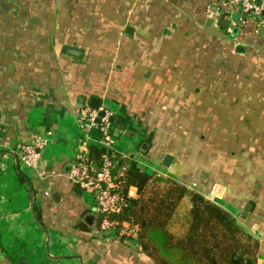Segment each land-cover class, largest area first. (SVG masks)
<instances>
[{
	"label": "crops",
	"instance_id": "obj_1",
	"mask_svg": "<svg viewBox=\"0 0 264 264\" xmlns=\"http://www.w3.org/2000/svg\"><path fill=\"white\" fill-rule=\"evenodd\" d=\"M223 5L0 0V264H155L138 242L104 237L92 196L68 177L92 98L120 117L123 153L232 213L264 264V11L235 19ZM37 139L39 164L24 168Z\"/></svg>",
	"mask_w": 264,
	"mask_h": 264
},
{
	"label": "trees",
	"instance_id": "obj_2",
	"mask_svg": "<svg viewBox=\"0 0 264 264\" xmlns=\"http://www.w3.org/2000/svg\"><path fill=\"white\" fill-rule=\"evenodd\" d=\"M106 151L112 152L94 144L89 157L100 164ZM112 158L120 191L127 194L134 186L138 196L111 218L138 226L137 242L155 264H258V240L232 213L119 152Z\"/></svg>",
	"mask_w": 264,
	"mask_h": 264
},
{
	"label": "built area",
	"instance_id": "obj_3",
	"mask_svg": "<svg viewBox=\"0 0 264 264\" xmlns=\"http://www.w3.org/2000/svg\"><path fill=\"white\" fill-rule=\"evenodd\" d=\"M223 6L229 7L234 14L236 11L249 12L259 15L264 11V0H223ZM105 114L99 117V110L90 105L81 107L78 123L84 132L79 140V150L70 164L68 172L69 179L79 185L85 192L90 194L100 214L98 221L99 232L106 238L112 240H127L130 243L137 242L138 226L129 221L112 219L111 214H119L128 206V192L123 194L120 191V182L117 180L113 169L114 153L119 152L129 160L137 161L141 166L142 160L136 153H123L115 139V127L112 124V112L105 107ZM93 129L99 133L97 143L100 147L112 150L101 155V162L97 164L89 157L88 139ZM1 134V126H0ZM45 140L37 139L34 145L24 146L19 154V164L30 169L38 166L40 153L38 148L43 147ZM159 173V171L155 170ZM161 174V173H159Z\"/></svg>",
	"mask_w": 264,
	"mask_h": 264
},
{
	"label": "water",
	"instance_id": "obj_4",
	"mask_svg": "<svg viewBox=\"0 0 264 264\" xmlns=\"http://www.w3.org/2000/svg\"><path fill=\"white\" fill-rule=\"evenodd\" d=\"M233 17L235 19H238V17H235V16H233ZM208 22L209 23L210 22H214V19L210 18ZM217 24L220 27L229 28L231 26V20L227 19L225 17H219ZM238 29L239 28L237 26L233 27V30H232L233 32L231 34V37L234 36V34H236L238 32ZM240 48L241 47L238 46L237 50H240ZM67 51L70 52V53H74V54L76 53V51L73 50V49H67ZM101 104H102V101L99 98H92L90 100V106L93 107L94 109H100V107H101V109L99 110V117H101V116H103L105 114V110L102 108ZM111 119L115 120L116 124H119V122H120V117L116 118L114 115H112ZM173 157L174 156L172 154H166L164 156V158H163V164L165 166L169 167L171 162H172V160H173ZM249 205L247 206V208H249ZM95 216H96V214H94V215L92 214V215L88 216L89 224H91V221L95 220Z\"/></svg>",
	"mask_w": 264,
	"mask_h": 264
},
{
	"label": "rangeland",
	"instance_id": "obj_5",
	"mask_svg": "<svg viewBox=\"0 0 264 264\" xmlns=\"http://www.w3.org/2000/svg\"><path fill=\"white\" fill-rule=\"evenodd\" d=\"M181 125L183 126L184 124H181ZM168 130H169V129H166V132H168ZM181 146H184L183 143L181 144ZM160 173H161V172H160ZM162 173H163V172H162ZM164 173H165V175H167V173H169V172L165 170ZM164 173H163V174H164ZM184 175L188 176V175H190V174H187V172H184ZM184 177H185V176L182 175L180 178H181V179H184Z\"/></svg>",
	"mask_w": 264,
	"mask_h": 264
}]
</instances>
